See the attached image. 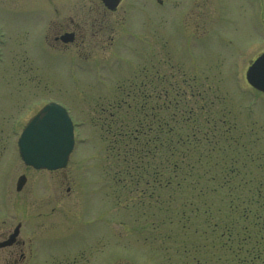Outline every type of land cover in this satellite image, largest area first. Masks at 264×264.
Returning a JSON list of instances; mask_svg holds the SVG:
<instances>
[{
	"label": "rangeland",
	"instance_id": "1",
	"mask_svg": "<svg viewBox=\"0 0 264 264\" xmlns=\"http://www.w3.org/2000/svg\"><path fill=\"white\" fill-rule=\"evenodd\" d=\"M160 1L153 13L150 2L128 0L133 37L115 28L120 57L111 58V69L46 67L42 100L64 106L74 124L64 170L25 169L16 141L30 114L12 110V96L0 101L2 111L12 110L0 115V221L26 225L22 234L41 244V259L33 253L39 264H264V95L244 79L264 53V0ZM141 83L143 92L158 86L166 94L159 121H176L185 135L175 116L185 108L202 129L189 138L192 149L201 147L187 153L189 179H175L185 183L180 190L153 189L151 201L150 191L143 195V185L126 179L132 157L115 148L107 123L118 117V102L132 104L126 96ZM21 176L26 184L17 193ZM206 219L228 231H211Z\"/></svg>",
	"mask_w": 264,
	"mask_h": 264
},
{
	"label": "flooded vegetation",
	"instance_id": "2",
	"mask_svg": "<svg viewBox=\"0 0 264 264\" xmlns=\"http://www.w3.org/2000/svg\"><path fill=\"white\" fill-rule=\"evenodd\" d=\"M146 1L153 4V13H158L157 8L164 5L160 0ZM127 2L118 0L117 5L107 6L102 0H71L67 4L62 0H0V88L6 89L1 92L0 101L6 95L12 96L11 109L30 114L21 130L48 103L42 100L46 96L47 66H69L73 70L81 66L111 69V58L120 57L116 50L117 39L122 34L117 36L115 28L118 26L125 35L133 37L127 33L131 31ZM123 18L128 20L125 26L121 25ZM113 46L115 50L112 51ZM24 91L26 95L22 97ZM161 96L166 97V94L161 95L158 86H153L151 98L157 101ZM119 97L123 98V95ZM156 104L158 107V101ZM12 110L5 108L2 111L0 104V115ZM11 126L19 129L20 123ZM21 177L24 183L20 191L26 184V178ZM3 184L6 183L2 180L1 188L9 194V186ZM10 227L5 220L0 221V264L41 263L33 257V253H39L41 259V244L32 240L30 231L22 234L26 225L17 223L14 228ZM16 230L17 235L12 239Z\"/></svg>",
	"mask_w": 264,
	"mask_h": 264
},
{
	"label": "trees",
	"instance_id": "3",
	"mask_svg": "<svg viewBox=\"0 0 264 264\" xmlns=\"http://www.w3.org/2000/svg\"><path fill=\"white\" fill-rule=\"evenodd\" d=\"M143 86H140L137 90H140V93H130L128 98L132 99V104L118 102L115 106V115H118V117H116L115 120L114 118L109 119L107 123L110 128L109 132L111 130V134H113L115 148L122 146V150H125L124 155L132 157L125 161L126 171H124V175L126 179H131L133 185L135 184L136 187L143 185L145 187L142 193L143 195L146 194V190L150 191L151 193L148 199L151 201L154 195L153 189L166 190L173 187V189L176 188L180 190L185 183L183 181L174 182L175 179L179 178L182 173L186 175L183 179H189L193 167L188 164L189 160L187 153L193 152L194 154H198L201 152V147L199 145H195L198 147L193 149L190 147L192 144L189 138L196 137V135H198L197 133L202 132V129L197 128L195 120L191 117L193 115L185 112V108H182L183 110L181 111L178 110L175 115L180 120V123L185 124L188 131L185 135L181 133L183 128H181V126L177 127L176 121H174V114H172L173 119L171 118L172 121H174L172 125L166 122L165 119H163V122L159 121L157 114L160 111V103L159 107H157V104L155 105V102L159 99L157 101L155 99L153 100L149 91L143 92ZM159 91L161 95L164 93V91ZM145 95L149 97H145ZM170 108L173 113L177 110L173 109L171 104L168 105L166 110H170ZM111 115L114 114L111 113ZM187 124H191L192 127ZM203 140L206 141L205 139ZM131 145H134V149L128 150ZM178 148L181 150L179 153L176 151ZM175 155H177V157L171 159V157ZM197 159L199 163L201 162L200 164H202V157L198 155ZM209 161L204 163L208 165ZM201 178V176H198L196 180L200 181ZM212 179L211 182L216 186V181H214V178ZM141 182H144V184ZM188 187H190V184H188L184 190L188 189ZM197 193L201 196L203 192L198 190ZM251 194H249V197ZM192 206L193 205L190 203L188 204L190 212L193 211ZM209 209L210 208L207 207V211ZM202 215H205L208 219L211 214L210 211H204ZM206 220H204V222L207 225L212 224L213 229L211 231L214 232L216 227H219L218 230L228 231L227 225H222V227L217 223L214 224Z\"/></svg>",
	"mask_w": 264,
	"mask_h": 264
},
{
	"label": "water",
	"instance_id": "4",
	"mask_svg": "<svg viewBox=\"0 0 264 264\" xmlns=\"http://www.w3.org/2000/svg\"><path fill=\"white\" fill-rule=\"evenodd\" d=\"M102 1L107 6L118 3V0ZM245 79L252 89L264 94V54L250 65ZM73 144V126L67 112L58 105L48 104L27 123L17 147L25 166L51 172L66 167ZM23 183L24 178H19L17 191H20ZM16 235L17 230L12 239Z\"/></svg>",
	"mask_w": 264,
	"mask_h": 264
}]
</instances>
